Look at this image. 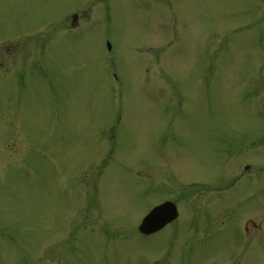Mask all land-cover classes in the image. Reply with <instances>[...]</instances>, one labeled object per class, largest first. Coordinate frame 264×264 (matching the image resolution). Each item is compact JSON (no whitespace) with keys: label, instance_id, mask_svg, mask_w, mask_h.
I'll use <instances>...</instances> for the list:
<instances>
[{"label":"rangeland","instance_id":"rangeland-1","mask_svg":"<svg viewBox=\"0 0 264 264\" xmlns=\"http://www.w3.org/2000/svg\"><path fill=\"white\" fill-rule=\"evenodd\" d=\"M0 264H264L263 0H0Z\"/></svg>","mask_w":264,"mask_h":264},{"label":"water","instance_id":"water-1","mask_svg":"<svg viewBox=\"0 0 264 264\" xmlns=\"http://www.w3.org/2000/svg\"><path fill=\"white\" fill-rule=\"evenodd\" d=\"M176 215L173 203L165 201L155 207L142 219L139 224V230L150 232L162 226L165 222L171 220Z\"/></svg>","mask_w":264,"mask_h":264}]
</instances>
